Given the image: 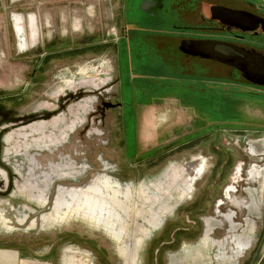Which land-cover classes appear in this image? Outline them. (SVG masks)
I'll list each match as a JSON object with an SVG mask.
<instances>
[{"label":"rangeland","instance_id":"rangeland-1","mask_svg":"<svg viewBox=\"0 0 264 264\" xmlns=\"http://www.w3.org/2000/svg\"><path fill=\"white\" fill-rule=\"evenodd\" d=\"M127 5L0 0V264H264V96L200 113L212 67L128 62Z\"/></svg>","mask_w":264,"mask_h":264},{"label":"flooded vegetation","instance_id":"flooded-vegetation-1","mask_svg":"<svg viewBox=\"0 0 264 264\" xmlns=\"http://www.w3.org/2000/svg\"><path fill=\"white\" fill-rule=\"evenodd\" d=\"M124 1L128 13L132 12V7L130 10L127 9L128 2H132L135 7V14L133 13L131 17L127 13V21H124L126 25L124 38L128 42L129 49L128 62L131 58L141 60L145 57L140 51L142 47L149 54L153 52L156 58L168 67L175 65L179 77L185 73V78L196 79L204 70L206 72L203 74L206 75L208 69L212 67L210 74L213 82L217 84H213V88H219L221 83L228 85V89L234 91L232 95L218 93L220 99L214 100L211 106L206 105L202 108L196 103L194 108L201 111L200 113H208L207 109H210V113L222 114L227 119L230 116L228 109L231 107L225 105L226 98L228 101H233L252 97V94L264 96V83H262L264 77L261 74H249L247 69L240 68L239 59H222L213 51L209 53L210 57L188 54L180 48L181 43L187 39L203 43L223 42L242 52L252 54L261 63L259 57L264 56V5L255 3V0ZM142 2H145L143 7H141ZM207 47L204 46L202 49L207 51ZM195 53L198 51L196 50ZM182 79L183 77L179 78ZM179 82L184 87L170 94L181 95L183 92L191 91L189 97L194 98L192 94L200 91L191 85ZM239 86L244 87L245 90L239 89ZM252 88L260 93L251 91ZM195 102L199 101L196 99ZM228 191L230 192L231 188L227 189Z\"/></svg>","mask_w":264,"mask_h":264},{"label":"water","instance_id":"water-1","mask_svg":"<svg viewBox=\"0 0 264 264\" xmlns=\"http://www.w3.org/2000/svg\"><path fill=\"white\" fill-rule=\"evenodd\" d=\"M144 4L145 2H142L141 7H143ZM201 43L203 42L198 40L187 39L181 43L180 48L188 54H196L199 56L210 57L211 55L209 53L213 51L219 54L222 59H239L240 68L247 69L249 74H261V76L264 77V56L259 57V59H261V63H259V61L254 58L252 54L248 52H242L232 45L215 41H209L208 43L203 44ZM207 45L209 46L207 47ZM204 46L207 47V51L202 49V47ZM196 50L198 51V53H195ZM262 83H264V80L262 81Z\"/></svg>","mask_w":264,"mask_h":264},{"label":"bare ground","instance_id":"bare-ground-1","mask_svg":"<svg viewBox=\"0 0 264 264\" xmlns=\"http://www.w3.org/2000/svg\"><path fill=\"white\" fill-rule=\"evenodd\" d=\"M72 113H75V111H73ZM76 114V113H75ZM74 114V115H75ZM60 122H61V120H60ZM63 122V121H62ZM61 122V123H62ZM38 125V124H37ZM53 126V125H52ZM36 127V126H35ZM35 127H33V128H35ZM45 127H51L50 125H47V126H45ZM59 127H60V124H59V126L58 127H54L53 126V130H57V129H59ZM32 128V129H33ZM46 136H48V135H46ZM49 136H51V135H49ZM53 138H55V139H53ZM47 142H50L49 144H53V143H56L57 142V137L55 136V137H50V140L49 141H47ZM264 144V143H263ZM258 146H256L255 144H253V149L254 150H258V148H257ZM198 168H199V166H197ZM257 172H259V169H258V167H254L253 169H252V172H251V175L252 176H254L255 174H257ZM114 199H115V201H116V203H117V205H118V207H120V208H122V209H124V207H126L127 209H128V219L127 220H130L131 219V226L134 228V230H138V224H136V219H134V217L136 216V214L135 213H133L132 212V209H133V205L131 204V205H126V204H124V203H120L119 201H118V198L115 196L114 197ZM134 219V220H133ZM126 225H128V223H126ZM243 238H244V235H243ZM241 242V243H240ZM239 242V246H238V248L239 247H242V245H243V241H240ZM206 243H203L201 246H199L197 249H196V251L194 252V257H193V259H195V260H197L196 258H198V256L199 257H201V256H203V252H201V249L202 250H204L205 248H206ZM196 263V262H195ZM221 264H230V263H226V262H222Z\"/></svg>","mask_w":264,"mask_h":264},{"label":"trees","instance_id":"trees-1","mask_svg":"<svg viewBox=\"0 0 264 264\" xmlns=\"http://www.w3.org/2000/svg\"><path fill=\"white\" fill-rule=\"evenodd\" d=\"M162 75H164V73L163 74H161L160 76H162ZM125 85H127V84H125ZM213 85V84H212ZM212 85H210V86H208V85H206L205 83H202V86L204 87V89L206 88V90L207 89H214L213 88V86ZM216 90V92H217V94H216V96H215V98L217 99V101H218V98L220 99V97L218 96V93H220V95H223L224 93H226V94H229V95H232V94H234V91H231V90H229L228 89V87H223V86H220L219 88H217V89H215ZM229 90V91H228ZM215 99V100H216ZM211 106V105H210ZM207 111H209L208 113H205V114H209V116L211 117V118H214V119H225V116L224 115H222V114H213V113H210V109H207ZM129 113H132V112H129ZM130 117H131V115H130ZM129 121H131V118H129ZM128 123V122H127ZM128 124H130V123H128ZM134 124L132 123L131 124V130H133V128H134V126H133ZM125 126H127V124H125ZM125 128V127H124ZM129 128V127H128ZM132 137H134V136H132ZM133 144H134V142H133ZM133 149H134V147H132V146H130V148H129V151H128V155H129V157L130 156H133ZM149 156L150 157H154V156H157L159 153L158 152H156V150L155 149H151L149 152ZM145 156H148V155H146L145 154Z\"/></svg>","mask_w":264,"mask_h":264},{"label":"crops","instance_id":"crops-1","mask_svg":"<svg viewBox=\"0 0 264 264\" xmlns=\"http://www.w3.org/2000/svg\"><path fill=\"white\" fill-rule=\"evenodd\" d=\"M257 177V175L255 176V178ZM249 189H251V191H253V196H255L257 199H258V195H257V190H256V188H253V187H250ZM261 191V190H260ZM246 192V191H245ZM247 193V192H246ZM248 194V193H247ZM248 196H249V202H248V204H250L251 205V203L253 202V197L251 196V194L249 193L248 194Z\"/></svg>","mask_w":264,"mask_h":264}]
</instances>
